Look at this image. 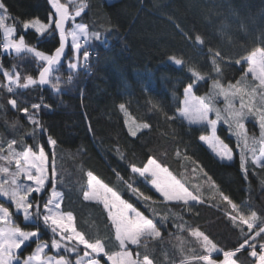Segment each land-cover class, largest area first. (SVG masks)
<instances>
[{"label":"snow or ice","instance_id":"6c2138e0","mask_svg":"<svg viewBox=\"0 0 264 264\" xmlns=\"http://www.w3.org/2000/svg\"><path fill=\"white\" fill-rule=\"evenodd\" d=\"M48 2L52 11L45 20L36 17L21 21L11 17L5 0H0V30L3 32L0 48L3 54H31L38 72L34 76L22 73L16 64L6 67L0 54V75L4 77L0 81V99L4 93L11 97L0 102V112H6L7 106H11L23 113L30 124V130L24 135H13L11 139L0 136V264H154L148 242L162 240L165 232L172 235L170 223L177 231H188L200 248L199 253L193 250L181 259L180 264H242L240 254L245 252L253 264H264V215L252 210L251 206L244 211L225 194L204 165L189 155L190 145L187 144L183 149H175V159L179 162L177 169L168 166L167 155L161 159L148 155L146 162L139 166L130 163L127 178L113 169L118 187L110 186L92 171H87L82 198L92 202L104 214L106 235L103 238L89 236L77 226L74 212L62 206L65 192L61 190L63 181L59 179L56 165L58 141L49 133L41 116L42 110L51 112L54 108L46 101L42 90L49 86L57 95L61 94V77L54 75L60 68L68 71L64 85H71L80 71L91 74L92 60L99 55L97 47H108L107 34L118 30V26L110 22L108 27L84 23L83 15L89 7L87 0ZM70 3H75L74 12L70 10ZM9 20H12L11 24ZM70 22L71 27H68ZM240 26L246 27L243 23ZM177 28L186 39H191L179 25ZM29 30L38 40L57 37L58 46L48 52L30 44L22 34ZM195 39L204 45L205 41L199 35ZM261 43L264 44V40ZM209 53L211 71L189 68L191 82L184 85L182 99L178 100L172 115L167 112L163 115L168 122L179 120L189 128L196 126L200 132L198 140L220 162L230 165L238 155L247 179L250 166L253 173L257 168L264 170V46L255 47L246 56L234 60L243 73L234 83H222L212 75L213 72L221 73L220 63L225 60L219 50L209 49ZM169 61L176 66L185 63L176 54L169 56ZM209 81L210 90L197 94ZM18 89L40 90L37 92L39 102L18 103ZM221 100L223 107L219 106ZM118 108L127 117L125 123L132 137L152 128L150 123L137 122L125 103H119ZM155 108L157 105L153 104L152 109ZM249 119L258 126V135L247 127ZM18 125L19 121L14 120L10 127L16 129ZM222 126L227 137L235 139L234 146L220 134ZM20 130L23 131L22 126ZM42 134L45 137L43 143L40 141ZM176 135L173 130V136ZM25 137H31L34 142L28 144ZM116 152L123 160L119 148ZM189 171L199 173L203 184H190ZM137 181L158 194V198L142 191ZM204 185L212 193L210 199L218 198L223 202L222 207L219 204L212 206L220 208L241 234L242 238L232 248L222 247L199 227L188 225L183 215L173 211L176 208L191 210L195 205L204 204ZM33 244V251L25 255ZM179 248L181 253L185 251L183 243ZM72 254H75L74 259ZM214 254L223 258L218 259Z\"/></svg>","mask_w":264,"mask_h":264},{"label":"trees","instance_id":"16d2710c","mask_svg":"<svg viewBox=\"0 0 264 264\" xmlns=\"http://www.w3.org/2000/svg\"><path fill=\"white\" fill-rule=\"evenodd\" d=\"M61 2L69 3V0ZM78 2L75 0V3ZM5 3L10 16L21 21L36 17L45 20L52 11L48 0H5ZM75 3L69 5L73 12ZM87 3L89 7L83 15L84 23L108 27L110 22L118 26V30L107 34L108 47H97L99 55L92 60L91 74L80 71L71 85L63 84L68 75L66 68H60L54 74L61 77V94L57 95L49 86H45L42 94L53 105L54 111L44 109L41 112L49 133L58 141L56 165L59 179L63 181L61 190L65 192L62 206L74 212L77 226L82 227L89 236L99 235L103 238L106 235L104 214L92 202L83 201L82 198V192L86 190L87 171H92L110 186L118 187L113 172V169H117L110 164L107 156L126 168V172L130 163L139 166L146 162L148 155L158 159L167 155L168 166L177 169L179 162L175 159V149H183L186 144L190 145L189 155L204 165L225 194L244 211L251 206L252 210L264 215V170L257 168L253 173L250 166L245 179L238 155L230 165L220 162L198 140L200 132L196 126L189 128L179 120L168 122L163 115L164 112L168 115L174 113L178 100L182 98L184 85L191 82L189 68L211 71L209 49L213 52L219 50L225 60L220 63L221 73L217 75L213 72L212 75L222 82L239 79L243 73L234 60L246 56L255 47L264 46L261 43L264 40V0H87ZM77 22H80V18H77ZM8 23L11 24L12 20ZM241 23L246 27L242 29ZM177 25L191 39L181 35ZM68 27H71V22ZM17 29L19 33V25ZM22 34H25L27 42L41 50L51 52L58 46L55 36L38 40L31 30ZM197 35L205 41L204 45L196 41ZM2 43L0 30V45ZM0 54L6 67L16 64L22 73L38 75L31 54H3L2 48ZM173 54L185 63L174 65L169 61V56ZM248 79L251 80L250 75ZM3 80L4 77L0 75V81ZM210 83L201 87L197 94L209 91ZM38 91L18 89V103L25 101L30 105L39 102ZM8 98L11 97L4 93L0 102ZM119 103L126 104L128 112L137 122L150 123L152 128L132 137L125 123L127 117L118 108ZM153 104L157 108L152 109ZM14 120L19 121L16 129L10 127ZM248 123L253 126V129L248 127L250 132L258 135L255 122L249 120ZM28 130L30 124L23 113L13 110L11 106H7L6 112H0V136L3 138L24 135ZM173 130L176 136H173ZM220 134L227 137L223 126ZM25 139L28 144L34 142L31 137ZM44 139L42 134L41 143ZM227 141L234 146L233 137H227ZM117 148L123 154V160L119 158ZM188 180L190 184H203L199 173L189 171ZM139 186L142 191L158 198V194L148 187ZM211 195L210 189L204 185V204L195 205L191 210L176 208L173 211L183 215L188 225L199 227L222 247L232 248L242 238L241 234L228 222L220 208L212 206L219 204L222 207L223 202L218 198L210 199ZM169 231L172 235L165 232L162 240L148 242L149 254L155 264H180L181 259L189 256L193 250L200 252L199 244L188 231H177L171 223ZM181 243L185 248L183 253L179 248ZM34 247V244L29 247L25 255L30 254ZM214 256L223 258L220 254ZM240 261L242 264H253L246 252L240 254Z\"/></svg>","mask_w":264,"mask_h":264},{"label":"rangeland","instance_id":"374dc122","mask_svg":"<svg viewBox=\"0 0 264 264\" xmlns=\"http://www.w3.org/2000/svg\"><path fill=\"white\" fill-rule=\"evenodd\" d=\"M2 34H3V32H2ZM247 67V65L245 64V68ZM222 82V81H221ZM222 83H227V82H222ZM234 83V82H233ZM182 99V98H181ZM219 106H221V107H223V101L221 100L220 101V104H219ZM237 106H238V101H237ZM249 120H251V119H249ZM251 127V129H253V126H251V124L250 123H248L247 122V127ZM238 151V150H237ZM107 158H108V160H109V162H110V164L112 165V166H114V167H116V169H117V171L119 170L120 171V173L123 175L124 174V176H126V174H127V170H126V168H124L122 165H120L117 161H115L112 157H109V156H107ZM51 254H55L54 252H52ZM72 255H74L72 258L74 259L75 258V254H72Z\"/></svg>","mask_w":264,"mask_h":264},{"label":"crops","instance_id":"0c3cea01","mask_svg":"<svg viewBox=\"0 0 264 264\" xmlns=\"http://www.w3.org/2000/svg\"><path fill=\"white\" fill-rule=\"evenodd\" d=\"M108 1H113V0H108ZM155 264V263H154Z\"/></svg>","mask_w":264,"mask_h":264}]
</instances>
